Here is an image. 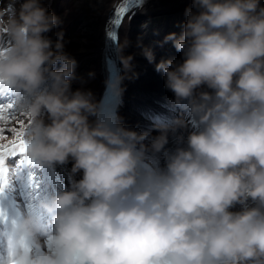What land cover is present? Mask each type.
Instances as JSON below:
<instances>
[{
	"label": "clouds",
	"instance_id": "obj_1",
	"mask_svg": "<svg viewBox=\"0 0 264 264\" xmlns=\"http://www.w3.org/2000/svg\"><path fill=\"white\" fill-rule=\"evenodd\" d=\"M186 16L165 37L181 61L142 54L191 120L157 119L151 136L103 118L91 91H72L77 62L63 32L45 35L61 20L42 0L0 8V96L29 118L21 155L82 172L26 212L0 208V264H264V5L192 0ZM132 60L121 55L128 72ZM123 79L110 84L117 96ZM192 121L186 147L165 152L163 168L148 162Z\"/></svg>",
	"mask_w": 264,
	"mask_h": 264
},
{
	"label": "bare ground",
	"instance_id": "obj_2",
	"mask_svg": "<svg viewBox=\"0 0 264 264\" xmlns=\"http://www.w3.org/2000/svg\"><path fill=\"white\" fill-rule=\"evenodd\" d=\"M43 1V0H42ZM119 0H103V2L99 5L98 7V12L94 15V18L92 20H84L85 17V12H80L81 10L78 9L76 13L71 16V12L66 11L65 8H62L58 14L57 17L60 18L61 20V26L57 28L55 31V34L57 31L65 28L67 25H70L71 29L73 31H80L82 33H88L89 28L92 29L93 32L89 33L86 35V38L84 36L83 41L85 43L90 44L91 38L89 36H94L95 42L97 46L95 49L90 53L91 57L94 59V66L95 69L92 73H90L89 76H84L80 75L78 77L72 78L71 81V88L72 91H76L77 89L84 90L85 86L93 84L94 87L91 91L93 94L95 102L99 104L101 93H102V79H101V54L100 51L102 52L103 47L100 46V39L103 37H100V32H102L105 29V24L107 23V20H109L111 10L114 8L116 3ZM157 1H162V3L167 2L168 3V9L170 10H180V11H185L188 8L192 7V0H178L179 3H172L173 0H157ZM154 5V4H152ZM153 8V9H151ZM151 8L148 9H142L138 10V15L136 16V19H132L130 22L129 26H126L123 28L124 32V41H123V52L121 55L124 57L127 56H132V70L131 72L126 71L124 67V78L125 80L131 79V80H139L143 76L144 78V90H142V93H144V98L146 99L145 102H140L138 104L137 99L132 98V94L135 90L134 85H128L124 89L125 92V100H126V106L124 107V111L126 110V115L123 113V118H121V121L123 125L129 129L136 130L138 132H150L151 136H156L159 133L153 129V124L154 122L159 119V120H164L167 122H170L174 119L181 118L186 115L183 109L180 107L175 106L173 103L174 101V94L168 90L165 87V77L162 73H159L155 70V64L150 63L148 64V60L146 58H142L145 64L144 70L140 69L139 72H135L134 66H135V59H134V54H133V49H132V43L130 40V35L132 34L135 26H137L138 19L140 20L146 15H149L151 11H154V6H151ZM166 9H163V12ZM155 13V12H154ZM78 17V18H77ZM81 18V19H80ZM73 20L75 21L74 23ZM80 20V21H79ZM65 22V23H64ZM63 25V26H62ZM79 29V30H78ZM50 38V35H46ZM64 43V51H70L71 47L75 43V41H65ZM103 43V42H102ZM88 44V45H89ZM100 48V49H99ZM158 53V52H155ZM73 55V57H72ZM89 54L86 52H83V48L80 50L73 51L72 54H69L68 56L70 58L77 60H85ZM155 55V54H154ZM156 57V55H155ZM141 60V61H143ZM156 60V59H155ZM77 64V63H76ZM79 68H75L74 71L78 70ZM131 77V78H129ZM205 90H208L205 88ZM137 104V112H134L131 109V106H134ZM128 107V108H127ZM43 119L45 120L46 123H49L50 121L47 119V114L45 113L43 116ZM91 122H95L97 120V116H91L90 118ZM25 123H27V120H25ZM17 126L16 123L10 122L8 124V127H13ZM191 126V124L189 125ZM194 130V128H191ZM183 129L179 130L175 135L169 134V142L165 146L164 151H162L159 154L153 155L152 153H149V161L151 162L152 160H158L162 165L165 166V152L168 151H174L177 147H186V142L181 143L179 140L180 137V132H182ZM146 140L145 143L148 144L150 143V139ZM153 163H155L153 161ZM58 172H59V181L61 183L60 187L64 189H68L71 186V182L73 181V178L71 177V166L70 164H65V165H58ZM240 208H236V210L233 211H238Z\"/></svg>",
	"mask_w": 264,
	"mask_h": 264
},
{
	"label": "rangeland",
	"instance_id": "obj_3",
	"mask_svg": "<svg viewBox=\"0 0 264 264\" xmlns=\"http://www.w3.org/2000/svg\"><path fill=\"white\" fill-rule=\"evenodd\" d=\"M103 2V0H74V4L71 6H68L66 9V11L68 12H72L74 10V12H76L78 10V8H83V10H87L85 12V21L87 20H92L94 18V15L98 12V7L99 5ZM175 3H178V0H174ZM60 4V3H58ZM57 4V5H58ZM71 3H69L70 5ZM262 4V3H261ZM264 5V4H262ZM60 5L57 6V9ZM0 8H4L3 5V0H0ZM63 8V7H61ZM168 8L167 5L162 4L161 6L157 7V10L161 11L162 9ZM164 14H161V16L157 17V21H155L152 17L148 16L146 20H142L143 26H147L149 25L148 28L143 29V26L140 27L139 25L132 29L133 32L130 35V40L132 43V49H133V54H134V59H135V72H139L140 69L144 70L145 64L142 58H146L143 54H142V50L144 47H148L150 48L153 53L156 55L155 57V61L156 63H159L161 60H167V59H173L175 61H178L176 58V55L174 54V52H171V54H169L168 50L163 54L160 53H155L156 51L159 52L161 50V48L163 47V41H162V32L165 29V23L164 19L165 17L163 16ZM172 15H176L177 17L181 18L183 17L184 20H187V16H186V10L180 13H174ZM151 19V20H150ZM65 23V22H64ZM54 30V29H53ZM53 30L49 33L46 34H53ZM79 30V29H78ZM93 32L91 28H89L88 33ZM45 34V35H46ZM86 33H82L80 31H74L69 37L63 36V42L65 41H75L76 43L73 44V46L71 47V50H80L81 48H83V51H85L86 53L92 52L95 47L97 46L94 36H89L91 38L90 40V44L89 43H85L83 41V38L85 36L86 38ZM101 35L103 36V33H101ZM52 40L56 41L59 39V37L55 36L54 37L51 35ZM123 37L124 34L122 35V44H123ZM100 41H102L100 39ZM89 44V45H88ZM91 55L87 56V60L84 61L81 65L85 70V76H89L90 73H92L94 71V65L92 64V59L90 58ZM147 59V58H146ZM143 60V61H141ZM148 64H150L148 62ZM77 75H80V73H78ZM142 78H140L139 80H136L133 82V84H135L138 88H140L141 90H144V78L143 76H141ZM72 81V80H71ZM94 85H88L85 86V90L86 91H92ZM72 89V88H71ZM135 92V96H133L136 99H141L143 100L144 97L141 96L142 94H139L137 92H140L137 88H135L134 90ZM131 109L134 112H137V108L134 106H131ZM185 119H189L191 120V118L188 116V114L185 112ZM13 123H15L13 121ZM191 126L188 127L187 131H185L184 129L182 130V132H180V136L183 135L184 136V142H186V138H187V134L188 132L192 131L191 128L193 127L194 121H192ZM189 124V125H190ZM179 132V131H178ZM164 167V165H162V168ZM75 180H78V178L76 177ZM237 208H240L239 205L236 206Z\"/></svg>",
	"mask_w": 264,
	"mask_h": 264
},
{
	"label": "snow or ice",
	"instance_id": "obj_4",
	"mask_svg": "<svg viewBox=\"0 0 264 264\" xmlns=\"http://www.w3.org/2000/svg\"><path fill=\"white\" fill-rule=\"evenodd\" d=\"M125 11V8H118V15L122 17ZM3 51L4 49L0 48V55L3 54ZM13 121L16 122L17 126L8 127V124ZM28 126L29 118L16 111L14 100L0 103V196L4 194L10 183L5 160L26 150L25 135Z\"/></svg>",
	"mask_w": 264,
	"mask_h": 264
}]
</instances>
